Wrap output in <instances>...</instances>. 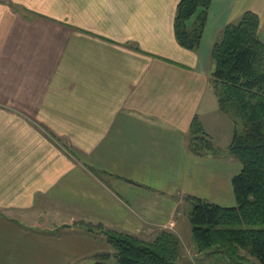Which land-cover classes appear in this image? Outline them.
I'll use <instances>...</instances> for the list:
<instances>
[{
    "label": "crops",
    "instance_id": "crops-1",
    "mask_svg": "<svg viewBox=\"0 0 264 264\" xmlns=\"http://www.w3.org/2000/svg\"><path fill=\"white\" fill-rule=\"evenodd\" d=\"M178 1L0 0V264H94L112 250L86 224L181 241L186 196L234 203L210 50L246 10L264 42V0H212L195 49ZM193 118L220 154L188 150Z\"/></svg>",
    "mask_w": 264,
    "mask_h": 264
},
{
    "label": "trees",
    "instance_id": "trees-1",
    "mask_svg": "<svg viewBox=\"0 0 264 264\" xmlns=\"http://www.w3.org/2000/svg\"><path fill=\"white\" fill-rule=\"evenodd\" d=\"M212 0H179L173 19L176 41L195 49L201 40ZM259 18L246 10L227 23L210 50L213 70L210 85L219 109L233 122L226 151L240 162L231 178L235 203L223 206L198 196H186L191 239L197 252L222 255L228 264H240L245 254L264 264V42L258 35ZM188 150L196 156L217 155L201 122L193 118ZM99 230L111 252L96 255L94 264H179L181 242L170 229H160L152 239L86 224ZM222 262V261H221Z\"/></svg>",
    "mask_w": 264,
    "mask_h": 264
},
{
    "label": "rangeland",
    "instance_id": "rangeland-1",
    "mask_svg": "<svg viewBox=\"0 0 264 264\" xmlns=\"http://www.w3.org/2000/svg\"><path fill=\"white\" fill-rule=\"evenodd\" d=\"M212 70H213V63H212ZM235 160H236V167L235 168H234V166L232 167V165L229 166V167L226 166L225 168H223V170L225 169L226 173H230L233 169L235 171H239L238 169H239V166H240V162L238 161L237 158H235ZM237 162H238V164H237ZM212 164H214L215 167H220V165H221L219 163H209V165H212ZM213 172H214L213 167L209 166L208 167V174H212ZM228 184H229V182L227 180V186H228ZM186 202H187L186 203L187 204V206H186L187 208H186V213H185V216H184V219L186 218V225H185L184 221L181 222V227H182L181 228V232H182L181 241L182 242L180 241L181 242V246H182L181 247V253L184 254V256H186V259L188 258L189 260H191V261H189L190 264H221L223 262H225V264L228 263L227 258H224L222 255H216V257L214 255V257H212V256H208V253H210V252H208L207 256L205 255V256L202 257V254H204V253L203 252H197L192 239L189 240L190 235H191V231H190V224H189V221L187 219V213L191 209L192 202L191 201H187V199H186ZM213 202L217 203L215 201H213ZM224 203L225 204L223 206H231V205H234L235 201H234V203H233V201L231 203H229L228 200H225ZM217 204H219V203H217ZM220 205H222V204H220ZM170 221L168 222V224L170 223ZM172 226H174V222H173ZM242 253H244L245 258L243 260L242 259L240 260L241 261L240 264H257L256 261L254 260V258H252L251 256L245 254L244 251H242ZM191 257H192V259H190ZM106 262L110 263V264H113V263H115V258L111 256L109 259H106Z\"/></svg>",
    "mask_w": 264,
    "mask_h": 264
},
{
    "label": "built area",
    "instance_id": "built-area-1",
    "mask_svg": "<svg viewBox=\"0 0 264 264\" xmlns=\"http://www.w3.org/2000/svg\"><path fill=\"white\" fill-rule=\"evenodd\" d=\"M173 225V221H170V223L168 224V227H171ZM221 264H225V262L221 263ZM228 264V263H226Z\"/></svg>",
    "mask_w": 264,
    "mask_h": 264
}]
</instances>
